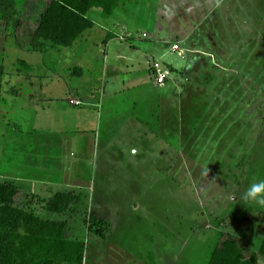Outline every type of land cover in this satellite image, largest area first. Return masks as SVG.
Returning a JSON list of instances; mask_svg holds the SVG:
<instances>
[{"label": "rangeland", "instance_id": "374dc122", "mask_svg": "<svg viewBox=\"0 0 264 264\" xmlns=\"http://www.w3.org/2000/svg\"><path fill=\"white\" fill-rule=\"evenodd\" d=\"M21 3L0 30V182L18 181L16 204L62 220L40 199L83 193L111 223L99 238L69 219L84 264H206L228 237L259 254L264 205L243 196L264 180V0H124L41 51L15 43ZM31 169L62 185L36 201Z\"/></svg>", "mask_w": 264, "mask_h": 264}, {"label": "trees", "instance_id": "16d2710c", "mask_svg": "<svg viewBox=\"0 0 264 264\" xmlns=\"http://www.w3.org/2000/svg\"><path fill=\"white\" fill-rule=\"evenodd\" d=\"M123 2L46 0L44 6L31 3L25 9L31 26L23 29V21L17 22L15 43L24 46L28 39L26 45L30 51H41L46 44L69 48L93 27L88 13L110 17ZM110 36L108 40L112 38ZM75 70L81 75V69ZM3 79L4 70L0 68V119ZM18 193L15 181L0 182V264H84L87 244L69 236V219L82 221L87 233L99 238H104L111 231L109 221L100 220L87 210L83 193L57 192L48 199H40L47 214L62 216V220L40 218L32 209L18 206L15 202ZM260 256H264V240L259 254L245 257L238 240L228 237L212 249L206 264H259Z\"/></svg>", "mask_w": 264, "mask_h": 264}, {"label": "crops", "instance_id": "0c3cea01", "mask_svg": "<svg viewBox=\"0 0 264 264\" xmlns=\"http://www.w3.org/2000/svg\"><path fill=\"white\" fill-rule=\"evenodd\" d=\"M15 2H17V4L18 3L20 4L22 2L20 5L18 17L16 18V20H21L24 22V24L22 26L23 29L27 28V26H28L27 23L29 22V15L27 14L28 12L27 11L25 12V9L28 7V5L31 3H36L37 5H41V6L46 5V0H22V1L21 0H18V1L17 0H0V30L3 28V26H6L7 21H8L7 19L10 17V15L11 14L13 15V13H14V11L12 10L13 5H11L10 3H15ZM118 7H124V2L122 4H119L115 9H117ZM109 36L114 38L112 34L107 33L106 40H105L106 45H107V41H110L112 39V38H110L108 40ZM168 43L171 45L174 44V42H171V41H169ZM164 65H163V67H165ZM168 73L170 75L169 71H168ZM152 74L154 75V70H153ZM152 74L150 72L151 76H152ZM75 75L77 76V78H79L80 81H82L83 83H86V82H84L83 71L81 72V75H79L78 71L75 70ZM178 75H182V74H178ZM165 82H166V80H165ZM165 82L159 86H164ZM154 86H155V84H154ZM156 86H158V85H156ZM73 90H75L76 92H79L80 85H79V87H76V85H75ZM37 172H39V171H34L33 169L30 170L29 182H30L31 186H28V188L30 189L31 195L34 196L36 199L39 196L38 193H40V192L44 193L45 191H50V189L45 188L44 186L57 185V187H59L60 185H62L61 182H63V179H61V180L58 178L55 179V178H52L50 175H48V177H46V178H43L42 173H37ZM17 182L18 181H16V184H17ZM58 192H62V191H58ZM70 192H72V191H70ZM44 199H48V198H44ZM36 201H38V200H36Z\"/></svg>", "mask_w": 264, "mask_h": 264}, {"label": "clouds", "instance_id": "9594fccd", "mask_svg": "<svg viewBox=\"0 0 264 264\" xmlns=\"http://www.w3.org/2000/svg\"><path fill=\"white\" fill-rule=\"evenodd\" d=\"M243 199L264 205V180L251 183L245 191Z\"/></svg>", "mask_w": 264, "mask_h": 264}, {"label": "built area", "instance_id": "2783aa9c", "mask_svg": "<svg viewBox=\"0 0 264 264\" xmlns=\"http://www.w3.org/2000/svg\"><path fill=\"white\" fill-rule=\"evenodd\" d=\"M145 35H143L144 37ZM176 51V48L172 47V52H175ZM153 70H154V73H155V77H154V82L157 84V85H162L165 80L167 79V77L169 76V73L167 70L163 69L161 67V65L156 62L153 64ZM70 104H73V105H79L80 103L79 102H72V101H69Z\"/></svg>", "mask_w": 264, "mask_h": 264}]
</instances>
